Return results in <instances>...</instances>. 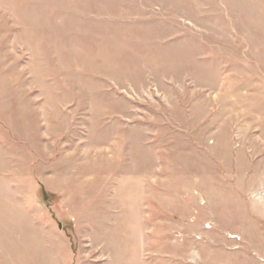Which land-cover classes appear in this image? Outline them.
I'll list each match as a JSON object with an SVG mask.
<instances>
[{
  "label": "rangeland",
  "instance_id": "374dc122",
  "mask_svg": "<svg viewBox=\"0 0 264 264\" xmlns=\"http://www.w3.org/2000/svg\"><path fill=\"white\" fill-rule=\"evenodd\" d=\"M0 264H264V0H0Z\"/></svg>",
  "mask_w": 264,
  "mask_h": 264
}]
</instances>
